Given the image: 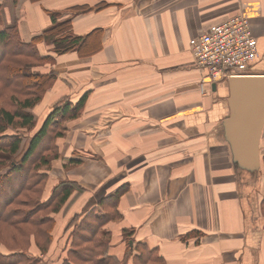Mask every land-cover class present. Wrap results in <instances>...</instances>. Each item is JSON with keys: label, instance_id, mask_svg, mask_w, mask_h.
<instances>
[{"label": "crops", "instance_id": "0c3cea01", "mask_svg": "<svg viewBox=\"0 0 264 264\" xmlns=\"http://www.w3.org/2000/svg\"><path fill=\"white\" fill-rule=\"evenodd\" d=\"M1 3L3 27L17 26L25 42L52 28L53 16L71 20L76 36L96 32L82 53L58 55L47 42L38 45L42 56L55 58L39 70H53L57 78L34 113L47 116L59 100L76 103L88 94L83 114L66 122L56 141L59 157L45 171L43 202L61 180L79 186L53 214L52 247L60 240L58 216H64L62 233L75 215L99 207L117 215L103 228L121 260L128 246L140 257V246L150 264H264V171L253 178L234 165L222 127L229 114L227 80L209 85L213 94L203 97V71L191 53L194 39L242 13L257 40L252 73L264 74V0ZM83 6L93 10L77 13ZM98 73L106 82L97 86ZM259 152L261 165L264 129Z\"/></svg>", "mask_w": 264, "mask_h": 264}, {"label": "trees", "instance_id": "16d2710c", "mask_svg": "<svg viewBox=\"0 0 264 264\" xmlns=\"http://www.w3.org/2000/svg\"><path fill=\"white\" fill-rule=\"evenodd\" d=\"M96 8L101 9L99 5ZM91 10V7L83 6L76 12ZM56 20L53 16V27L30 42L22 39L17 26L0 29V264H40L32 247L42 254L51 255L58 254L57 246L64 251L63 256H59L61 264H130L132 257H135V264H150L148 253L141 247L144 251L136 257V247L128 246L122 260L111 251V235L103 227L117 215L111 216L96 209L99 207L75 215L64 229L66 237L52 247L53 214L66 207L79 186L69 180H61L43 202L48 180L44 168L50 166L52 158L59 156L56 141L62 136L66 122L83 114L88 94L76 103L68 99L59 100L39 124L32 110L43 100L57 76L54 71L43 73L39 70L46 64H54L55 58L54 55L42 56L38 45L47 42L58 55L82 53L91 35L96 34L76 36L72 32L71 20ZM10 129L16 131L9 133ZM24 130L33 135L26 152L20 155L21 131ZM260 167L264 171V158ZM262 214L264 217L263 211ZM122 236L128 245L129 230L123 231ZM1 248L5 250L1 251Z\"/></svg>", "mask_w": 264, "mask_h": 264}, {"label": "built area", "instance_id": "2783aa9c", "mask_svg": "<svg viewBox=\"0 0 264 264\" xmlns=\"http://www.w3.org/2000/svg\"><path fill=\"white\" fill-rule=\"evenodd\" d=\"M196 68L203 71L199 90L232 77L253 75L257 40L249 19L240 13L211 27L191 42ZM212 91V90H209Z\"/></svg>", "mask_w": 264, "mask_h": 264}, {"label": "water", "instance_id": "95a60500", "mask_svg": "<svg viewBox=\"0 0 264 264\" xmlns=\"http://www.w3.org/2000/svg\"><path fill=\"white\" fill-rule=\"evenodd\" d=\"M229 114L222 122L234 165L257 178L264 129V74L228 79Z\"/></svg>", "mask_w": 264, "mask_h": 264}, {"label": "rangeland", "instance_id": "374dc122", "mask_svg": "<svg viewBox=\"0 0 264 264\" xmlns=\"http://www.w3.org/2000/svg\"><path fill=\"white\" fill-rule=\"evenodd\" d=\"M2 2V1H1ZM1 27H3V22L1 23V25H0V29H1ZM50 65H52V64H50ZM53 71V70H52ZM101 77V76H100ZM100 77H99V73L97 74V80H95V81H93L92 82V84L93 85H100V82H106L105 80H106V78H104V79H100ZM109 82H111V79L110 78H108L107 79ZM201 92V91H200ZM211 94H213L212 93V91H209V90H207L205 93H203V92H201V95L203 96V97H208V96H211ZM93 96H96V93H95V95H93ZM98 96V95H97ZM35 114H36V117H37V122L40 124L42 121H43V119H44V117L46 116V112L45 113H36L35 112ZM16 131V129H10V131H9V133H14ZM65 131V130H64ZM18 133H20L19 131H18ZM21 133H22V147H21V154L20 155H22L24 152H26V150H27V148H28V146H29V142H30V139H31V137H32V132H27V131H21ZM61 137H63V134H62V136ZM60 137V138H61ZM62 148H63V146H62ZM59 157V156H58ZM19 158H21V156L19 157ZM57 158V157H56ZM19 161V160H18ZM54 161V158H52L51 159V163ZM17 162V161H16ZM51 163H50V166L48 167H45L44 168V171H46V172H48V170L50 169V167H51ZM57 169H58V167H57ZM3 170H5V169H3ZM2 172V171H1ZM0 172V173H1ZM54 175H57V173H55ZM264 180V179H263ZM264 192V191H263ZM119 196V195H118ZM261 211H263L264 212V199H262V204H261ZM96 209H101V208H96ZM101 210H103V209H101ZM100 210V211H101ZM104 211H106V212H108L111 216H114L115 215V213H114V211L113 210H104ZM58 218V226H57V230H56V232H55V238L56 239H64L66 236H65V233H64V231L61 233V229H62V226H61V220H64V216H58L57 217ZM117 234V231H116V229H115V235ZM112 240V239H111ZM116 242V241H115ZM115 242H111L112 243V245H113V247L115 246ZM112 247V248H113ZM117 247V249H118V246H116ZM71 248V246L69 247V249ZM138 248V251L139 252H141V251H144L143 249H141L140 248V246H138L137 247ZM5 249H3V248H1V251H4ZM57 250V253L58 254H49V253H47V254H42L39 250H37V248L36 247H32V251H33V255H35V256H37V257H39L38 259L40 260V264H61L60 263V261H59V256L60 257H62L63 256V253H64V251L62 250V247H58V249H56ZM111 251H113V252H115V253H117L118 252V250H116V248H113ZM51 252V251H50ZM135 253H136V250H135ZM39 255H41V256H39ZM47 255V256H46ZM135 256V255H134Z\"/></svg>", "mask_w": 264, "mask_h": 264}]
</instances>
